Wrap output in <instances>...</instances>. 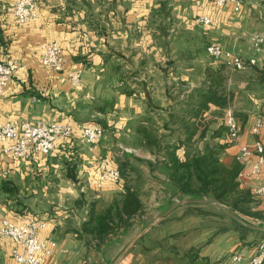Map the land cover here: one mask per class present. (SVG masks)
<instances>
[{"label":"crops","instance_id":"crops-1","mask_svg":"<svg viewBox=\"0 0 264 264\" xmlns=\"http://www.w3.org/2000/svg\"><path fill=\"white\" fill-rule=\"evenodd\" d=\"M16 1L0 0V62L20 65L0 97V122H62L74 128L48 156H4L0 162V213L15 223L30 216L45 222L40 238L56 243L47 264H114L145 229L147 213L126 233L103 243L85 231L91 212L104 213L123 193V184L99 180L100 159L118 168L123 161L142 168L141 178L133 172V184L147 211L154 208L159 216L181 197L165 174L143 165L154 162L160 150L146 147L139 130L153 128L162 145L185 140L184 132L171 135L169 129L179 124L169 115L191 108L190 97L212 89L227 104H208L199 129L178 149L180 159L206 146L226 145L221 161L242 168L241 148L257 141L264 145V65L237 71L206 50L218 42L251 57L252 34L264 32V0H242L239 11L205 0H40L28 24L8 12ZM202 16L213 23H198ZM51 41L61 45L68 71L83 70L79 87L41 63L42 47ZM229 113L241 126L234 143L226 128ZM84 126L102 127L103 139L86 143ZM143 178L149 185L141 183ZM237 181L251 195L250 211L264 216V197L251 190L256 182ZM240 216L264 226V218ZM263 240L264 233L244 231L213 205L182 206L141 237L119 264H231L235 253L249 261ZM13 248L14 242L0 233V264H15Z\"/></svg>","mask_w":264,"mask_h":264},{"label":"built area","instance_id":"built-area-1","mask_svg":"<svg viewBox=\"0 0 264 264\" xmlns=\"http://www.w3.org/2000/svg\"><path fill=\"white\" fill-rule=\"evenodd\" d=\"M218 7L231 4L236 11L243 7L242 0H205ZM40 0H17L8 8L19 24H28L36 18V9ZM198 23L211 25L213 19L202 16L197 18ZM252 56L244 58L233 50L226 49L218 42L210 43L207 53L227 67L237 71H245L250 67L264 65V32L254 33L250 39ZM41 63L54 72L65 74L73 87L82 83L83 70H67L68 60L61 45L57 41L45 43L40 56ZM20 65L14 60L0 62V97L7 82L16 76ZM94 99L92 96H88ZM226 128L230 143L237 141L241 133V126L232 113L226 119ZM262 128V119L258 121L253 132L258 134ZM74 128L62 122H31L14 119L0 122V162L4 156L13 160H31L35 155H50L56 148L58 141L73 135ZM105 131L100 126H84L83 138L89 145H94L103 139ZM133 153L132 149H125ZM255 157L251 161L250 158ZM243 167L238 180L245 177L253 179L252 193L257 198L264 197V145L257 141L254 147L244 146L238 155ZM99 180L111 181L119 184L122 176L118 167L108 159H100L98 163ZM45 229V222L37 216H30L24 223H15L0 213V233L14 242L12 256L15 264H47V258L52 256L56 243L40 238ZM231 264H264V240L258 244L256 254L245 261L240 253L232 256Z\"/></svg>","mask_w":264,"mask_h":264},{"label":"trees","instance_id":"trees-1","mask_svg":"<svg viewBox=\"0 0 264 264\" xmlns=\"http://www.w3.org/2000/svg\"><path fill=\"white\" fill-rule=\"evenodd\" d=\"M191 108L169 115L173 122H178L179 128L173 129L166 125L171 131V135L184 132L187 134L185 140L179 139V142L173 144H160V138L154 133L153 128L143 126L140 133L145 141V146L149 149L160 150L154 162H147L146 165L166 175L168 182L177 187L178 195L188 196L190 198L215 197L232 211L256 218H264L259 213L250 211L251 195L246 190H241L237 181L241 171V165L238 162L228 166L221 161V152L224 145L206 146L203 150L195 151L185 155V159H180L178 149L192 139L199 129L200 120L204 110L208 109L209 103H216L220 106L227 104V99L223 95L210 89L205 93H200L197 97H190ZM188 117L195 118L192 124L187 123ZM126 154V153H125ZM127 155V154H126ZM136 159V158H135ZM138 160V159H136ZM123 184V193L120 199H115L113 204L102 214L91 212L86 232L93 234L96 239L103 243L110 235H119L130 230L135 222L134 219L144 217L147 213L145 205L140 197L139 191L133 184L137 178L144 175L142 168L129 165L126 161L119 163ZM244 231L245 227L236 223ZM260 233V232H259Z\"/></svg>","mask_w":264,"mask_h":264},{"label":"water","instance_id":"water-1","mask_svg":"<svg viewBox=\"0 0 264 264\" xmlns=\"http://www.w3.org/2000/svg\"><path fill=\"white\" fill-rule=\"evenodd\" d=\"M207 205H213L218 210L222 211L224 215H226L228 218L233 220L234 222L238 223L239 225L245 227L248 230L256 231L260 233H264V226L256 225L248 220L244 219L240 215L236 214L234 211H232L229 207L224 205L221 201H219L215 197H206V198H190V199H184V197H179L176 201H174L167 210H165L163 213H161L158 218L150 223L144 230H142L130 243V245L127 247V249L123 252L120 259H118L114 264H119V262L129 253V251L133 248V246L137 243V241L143 237L150 229H152L155 225L160 223L162 220L170 216L176 209L182 206H207Z\"/></svg>","mask_w":264,"mask_h":264},{"label":"rangeland","instance_id":"rangeland-1","mask_svg":"<svg viewBox=\"0 0 264 264\" xmlns=\"http://www.w3.org/2000/svg\"><path fill=\"white\" fill-rule=\"evenodd\" d=\"M144 166H146V167H148L145 163L143 164ZM143 179H145V180H142L141 181V183H143L144 185H149V183L146 181V178H143ZM148 180V179H147ZM158 183V182H157ZM150 195H151V193H148V192H146V193H144V199H145V201L149 204L150 202ZM156 199H157V201H158V195L156 196ZM184 199H190V197H188V196H184ZM156 209H150V208H148V211H147V215H148V220H147V223L144 225V226H148L150 223H152V222H154L157 218H158V210H156ZM160 210V209H159ZM161 210H164V209H161ZM152 211H155L154 213L152 212ZM220 213H223L222 211H220V210H218ZM248 219V218H247ZM250 222H253L252 220H250V219H248ZM145 227V228H146ZM140 228V227H139ZM138 228V229H139ZM138 229H136L135 231H133L130 235L131 236H136L137 234H138V232H139V230ZM141 229V228H140Z\"/></svg>","mask_w":264,"mask_h":264}]
</instances>
